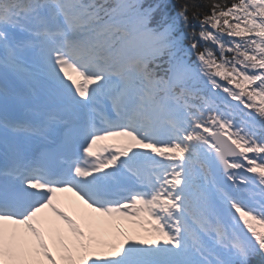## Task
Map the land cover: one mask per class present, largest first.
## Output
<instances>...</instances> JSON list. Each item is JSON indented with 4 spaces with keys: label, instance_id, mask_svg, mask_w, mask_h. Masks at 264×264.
Segmentation results:
<instances>
[{
    "label": "snow or ice",
    "instance_id": "1",
    "mask_svg": "<svg viewBox=\"0 0 264 264\" xmlns=\"http://www.w3.org/2000/svg\"><path fill=\"white\" fill-rule=\"evenodd\" d=\"M0 264H264V0H0Z\"/></svg>",
    "mask_w": 264,
    "mask_h": 264
},
{
    "label": "rangeland",
    "instance_id": "2",
    "mask_svg": "<svg viewBox=\"0 0 264 264\" xmlns=\"http://www.w3.org/2000/svg\"><path fill=\"white\" fill-rule=\"evenodd\" d=\"M111 142H116V141H106V142H102V143H111ZM62 196H65V197H71L72 194L71 193H64V194H61Z\"/></svg>",
    "mask_w": 264,
    "mask_h": 264
},
{
    "label": "trees",
    "instance_id": "3",
    "mask_svg": "<svg viewBox=\"0 0 264 264\" xmlns=\"http://www.w3.org/2000/svg\"><path fill=\"white\" fill-rule=\"evenodd\" d=\"M249 175H251V174H249Z\"/></svg>",
    "mask_w": 264,
    "mask_h": 264
}]
</instances>
